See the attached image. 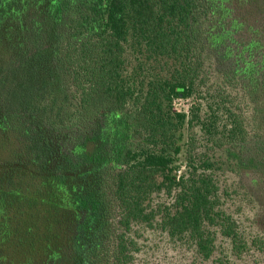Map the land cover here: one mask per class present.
<instances>
[{
    "label": "trees",
    "instance_id": "16d2710c",
    "mask_svg": "<svg viewBox=\"0 0 264 264\" xmlns=\"http://www.w3.org/2000/svg\"><path fill=\"white\" fill-rule=\"evenodd\" d=\"M252 172L264 0H0V264H133L139 225L264 251Z\"/></svg>",
    "mask_w": 264,
    "mask_h": 264
},
{
    "label": "rangeland",
    "instance_id": "374dc122",
    "mask_svg": "<svg viewBox=\"0 0 264 264\" xmlns=\"http://www.w3.org/2000/svg\"><path fill=\"white\" fill-rule=\"evenodd\" d=\"M194 104L193 99L176 100L174 107L176 110L188 111ZM243 181L248 183V189L253 195V211L250 220L245 215L235 217L239 230L242 231L245 226L247 238L252 239V236L256 238L259 234L264 235V173L252 172ZM234 203L229 201L225 208L236 210L238 205ZM256 218H261V221L251 222ZM210 230L215 233V251L211 259L204 260L196 253L190 239H172L166 231L139 225L136 227V238L140 249L133 264H264V251L249 244L251 247L243 254L237 253L231 239L224 237L217 228L211 227Z\"/></svg>",
    "mask_w": 264,
    "mask_h": 264
}]
</instances>
